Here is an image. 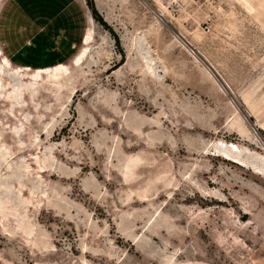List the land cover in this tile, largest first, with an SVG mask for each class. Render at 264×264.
<instances>
[{
  "label": "rangeland",
  "instance_id": "374dc122",
  "mask_svg": "<svg viewBox=\"0 0 264 264\" xmlns=\"http://www.w3.org/2000/svg\"><path fill=\"white\" fill-rule=\"evenodd\" d=\"M85 2L68 65L0 49V264H264V0Z\"/></svg>",
  "mask_w": 264,
  "mask_h": 264
},
{
  "label": "crops",
  "instance_id": "0c3cea01",
  "mask_svg": "<svg viewBox=\"0 0 264 264\" xmlns=\"http://www.w3.org/2000/svg\"><path fill=\"white\" fill-rule=\"evenodd\" d=\"M92 20L85 0H2L3 58L34 72L68 65L84 50Z\"/></svg>",
  "mask_w": 264,
  "mask_h": 264
},
{
  "label": "trees",
  "instance_id": "16d2710c",
  "mask_svg": "<svg viewBox=\"0 0 264 264\" xmlns=\"http://www.w3.org/2000/svg\"><path fill=\"white\" fill-rule=\"evenodd\" d=\"M89 6L92 10L93 16L94 18L99 21L100 23L106 25V23L103 21V18L101 16V14L99 13L98 9L95 7V5L93 3H89Z\"/></svg>",
  "mask_w": 264,
  "mask_h": 264
},
{
  "label": "bare ground",
  "instance_id": "6f19581e",
  "mask_svg": "<svg viewBox=\"0 0 264 264\" xmlns=\"http://www.w3.org/2000/svg\"><path fill=\"white\" fill-rule=\"evenodd\" d=\"M226 154V153H225ZM227 157V156H226ZM228 158V157H227Z\"/></svg>",
  "mask_w": 264,
  "mask_h": 264
}]
</instances>
